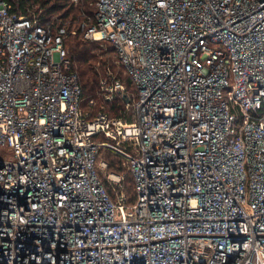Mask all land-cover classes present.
<instances>
[{
    "label": "built area",
    "instance_id": "built-area-1",
    "mask_svg": "<svg viewBox=\"0 0 264 264\" xmlns=\"http://www.w3.org/2000/svg\"><path fill=\"white\" fill-rule=\"evenodd\" d=\"M70 2L133 117H89L65 28L0 0V264H264V0Z\"/></svg>",
    "mask_w": 264,
    "mask_h": 264
},
{
    "label": "trees",
    "instance_id": "trees-1",
    "mask_svg": "<svg viewBox=\"0 0 264 264\" xmlns=\"http://www.w3.org/2000/svg\"><path fill=\"white\" fill-rule=\"evenodd\" d=\"M12 5V12L17 16L37 20L40 24L52 23L54 30L65 28V22L70 18L77 17L78 8L70 0H4ZM77 12V13H74ZM78 15V14H77ZM68 18V19H67ZM72 25V24H71ZM65 28L66 35L63 39V47L70 61L71 70L78 76L82 89L81 107L89 117L99 111H104L116 118H127L131 121L133 112L126 107V98L118 94L114 100L109 101L105 95L107 87L115 81L122 82L127 89L128 95L136 93L135 86L124 68L118 64L117 53L114 46L107 41L91 42L84 39L80 33L71 35L70 30ZM79 29V24H78ZM106 161L109 167L101 172L107 190L114 201L121 194H125L130 204L135 201L134 181L129 166L124 164L125 159L109 150H103L98 156V162ZM114 172L124 175L123 187L117 188L107 180V174Z\"/></svg>",
    "mask_w": 264,
    "mask_h": 264
},
{
    "label": "rangeland",
    "instance_id": "rangeland-1",
    "mask_svg": "<svg viewBox=\"0 0 264 264\" xmlns=\"http://www.w3.org/2000/svg\"><path fill=\"white\" fill-rule=\"evenodd\" d=\"M76 7V6H75ZM78 8V7H77ZM78 10H79V8H78ZM74 13H77V12H74ZM78 14V15H77ZM76 14V16L75 17H78L79 15H80V10L78 11V13ZM68 19V18H67ZM81 21V19H80V16H79V22ZM65 22V25H64V27L67 29H69V27H70V25H71V27L73 26V28L70 30V32L69 33H71V35H75V34H80V32H79V29H78V23H75L76 22V18L74 19V20H70V18L68 19V20H66V21H64ZM4 155V154H3Z\"/></svg>",
    "mask_w": 264,
    "mask_h": 264
}]
</instances>
